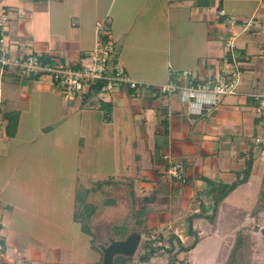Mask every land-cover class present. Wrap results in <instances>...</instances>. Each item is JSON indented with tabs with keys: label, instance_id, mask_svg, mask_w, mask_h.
Instances as JSON below:
<instances>
[{
	"label": "crops",
	"instance_id": "0c3cea01",
	"mask_svg": "<svg viewBox=\"0 0 264 264\" xmlns=\"http://www.w3.org/2000/svg\"><path fill=\"white\" fill-rule=\"evenodd\" d=\"M197 1L0 0V39L11 55L34 52L78 65L92 52L98 40L97 23L105 20L134 79L164 84L172 78L183 80L181 73L188 70L197 82H214L238 72L240 90L206 107L202 115H192L179 94L122 88L106 100L85 93L67 101L50 76L32 79L0 67L4 119L0 129V242L6 252L0 264H100L81 254L72 227L66 238L52 234L40 238L18 225L16 214L31 209L15 195L24 194L28 183L24 178L30 176H23L21 169L38 175L41 182L52 175L40 150L42 142L52 144L65 157L64 153L68 152V158L72 153L77 163L70 174L74 186L64 195L72 201L73 225L81 227L75 219L80 188L85 201L97 208L93 217L102 206L92 201L95 195L104 194L106 184L113 180L127 177L139 207L146 196L160 192L157 202L151 203L143 233H156L160 239L173 232L190 245L192 218L201 241L208 235L224 240L207 219L215 206L214 192L236 183L249 162V179L224 201L248 210L253 207L247 204L248 191L258 198L264 175V160L254 138L263 132L264 120L258 103L248 94L264 92V0H212L207 6ZM2 9L8 14L6 21L1 20ZM229 15L237 17L235 26L226 22ZM253 16L255 26L245 30L244 22ZM231 35L236 37L235 46L228 48ZM13 113L19 114L18 123L10 133L9 115ZM176 161L190 171L189 184L166 179L167 169ZM115 206L103 202L102 208ZM219 215L220 219L223 214ZM263 216L258 219L264 222ZM248 218L246 224L258 221L256 217L252 221L253 215ZM79 226L80 235L95 238Z\"/></svg>",
	"mask_w": 264,
	"mask_h": 264
},
{
	"label": "rangeland",
	"instance_id": "374dc122",
	"mask_svg": "<svg viewBox=\"0 0 264 264\" xmlns=\"http://www.w3.org/2000/svg\"><path fill=\"white\" fill-rule=\"evenodd\" d=\"M221 1V0H219ZM202 5L207 6L209 2H204L202 0ZM230 18H234L238 21L237 17L230 16ZM255 26V22H253ZM255 92H263V91H255ZM38 121V120H37ZM39 122V121H38ZM37 122V124H38ZM26 126L27 123L25 124ZM36 127V125H35ZM26 129L32 130V127H25ZM52 129V128H51ZM28 130V131H29ZM42 131H46L43 129ZM41 132V130H40ZM44 133V132H42ZM41 152L45 154V159L48 164V168L51 170V176H45L43 181L41 182L38 175L33 174L32 172L27 173L24 170V167L21 169L22 175H29V177L24 178V182H27V185L23 188L24 194H18L17 198H23L26 201V204L31 206V209L27 207L29 211L26 213L20 212L16 214L18 218V225H24L28 230L34 232L35 234H39L38 236L41 238L43 235L49 236V234L57 235L63 238L67 237L66 231L71 230V227L75 233V244L81 248V254L86 256L88 259L96 262L101 261V250L99 249V244H107L109 237H114L115 228H119L122 225L127 226L130 231L137 230L140 232H145L144 226L141 225V222H138L137 215L135 212L139 209V204L135 201V195L130 194V185L127 177H123L122 179L117 178L113 180V183L106 184V191L104 194H96L93 202L102 205L107 203V205H115L112 208H102L99 209V214L94 215L92 218L91 229L95 234V238L93 240L88 239L87 237L80 235L81 230L78 229V224H72L73 221V207L72 201H68L65 199L67 194V189L73 185L74 180L73 174L75 172V167L77 163H74V159L72 157V153L70 158L68 152L66 157L63 156V152H59L58 149L54 148L52 144H48L46 142L40 143ZM88 156L91 157L88 153ZM91 160V159H90ZM32 162V160H28ZM26 162V160H25ZM75 166V167H74ZM88 171V170H87ZM63 176H58L59 173ZM54 173V174H53ZM86 176H84L85 178ZM86 179V178H85ZM84 179V180H85ZM41 182V183H40ZM73 183V184H72ZM138 184V183H137ZM138 190V189H137ZM257 191V189H256ZM250 193L249 202L247 203L249 206H254L253 204L257 201V197L252 195V191H248ZM9 194V193H8ZM74 194V193H73ZM251 200V201H250ZM253 207H250L251 210ZM40 213V214H39ZM46 219H50L57 224H49ZM264 218V216H263ZM254 221L255 217L252 218ZM252 223L255 225L256 229H263L264 222L259 220ZM247 221H251L250 217ZM80 227V226H79ZM81 228V227H80ZM29 231V232H30ZM72 231V230H71ZM258 238V252L257 257L260 260V264H264V241L260 230L254 233ZM153 234L143 233V238L137 250L135 256L130 257L128 262L125 264H168L170 256L168 253L159 249L155 250L154 254L151 256L150 261H142L141 257L146 252H149L152 247H157L159 244V238L157 234L156 239L152 237ZM90 236H94L91 235ZM44 237V236H43ZM115 238V237H114ZM59 242V240H57ZM92 242V244H91ZM225 244V241L219 238V236L208 235L200 242V244L193 250L182 252L179 254V260L185 261V264H221L219 261V255L222 251V247ZM221 248V249H220ZM80 255V252L78 253ZM181 264V263H180Z\"/></svg>",
	"mask_w": 264,
	"mask_h": 264
},
{
	"label": "built area",
	"instance_id": "2783aa9c",
	"mask_svg": "<svg viewBox=\"0 0 264 264\" xmlns=\"http://www.w3.org/2000/svg\"><path fill=\"white\" fill-rule=\"evenodd\" d=\"M222 15H225L222 13ZM2 21L8 20V14L2 9ZM226 22L231 26L237 24L234 18L226 17ZM256 23L255 17H250L244 22V29ZM98 40L90 55L77 66L67 60L53 57L52 62H44L41 54L28 52L22 55H11L3 38L0 39V67L19 76L30 77L33 75L50 76L60 90L65 100H73L88 93L91 86L103 83L97 93L98 97L106 100L107 95L118 89L132 90H158L163 95L179 94L181 100L188 105L192 115H202L208 106L217 105L225 95H238L239 73L233 72L228 79L220 77L214 82H197L193 72L184 70L181 73L183 80L172 78L164 84H153L134 79L127 71L119 55L116 42L113 39L105 20L97 23ZM235 35L228 38V48L235 46ZM257 105V110L264 120V92L250 93ZM3 97L0 92V129L4 124L1 115ZM254 143L260 147L259 156L264 160V130L254 138ZM166 179L175 181L180 185L190 182V171L184 163L174 162L166 171ZM1 225V217H0ZM156 238V235H152ZM5 247L0 242V261L5 257Z\"/></svg>",
	"mask_w": 264,
	"mask_h": 264
},
{
	"label": "trees",
	"instance_id": "16d2710c",
	"mask_svg": "<svg viewBox=\"0 0 264 264\" xmlns=\"http://www.w3.org/2000/svg\"><path fill=\"white\" fill-rule=\"evenodd\" d=\"M203 1H207L210 3L212 0ZM201 2L202 0L197 1V3L199 4H201ZM219 8H221V3L219 5ZM41 59L44 62H52L53 56L41 54ZM28 78L39 79L40 76L33 75ZM102 86L103 83L91 86L90 90L87 93L88 96L92 94L96 95L100 91ZM110 109H107L106 111V118L108 120L110 119ZM18 116V113L9 115L10 125L8 126V129L10 130V133L13 132L12 130H15L17 128ZM251 170L252 163L249 162L248 165H246L243 176L240 177V179L236 183L230 186H223V189H218L214 192L215 206L212 214L209 215L207 219L214 226V228H218L225 241L223 249L219 255V261L221 262V264H260V260L257 257L258 238L254 233L260 230L264 241V228L256 229L255 225H252V223L246 224L245 222L249 215H253L256 218H259L261 214L264 213V175L260 183L258 199L251 210H248L245 207L232 206L231 204H227L224 201L226 196L234 188H236L238 184L246 182L249 179ZM82 190L83 189L80 188L77 194L75 219L81 223V229L83 232L93 235L90 222L91 217L97 210V208L93 203L85 201ZM88 191H86V193ZM159 195L160 192L154 191L150 195L146 196L144 198L142 206H140L139 209H137L135 212V215H137L136 220H138V222H141V225L144 226V229V222L146 221V217L148 213L153 209L151 203L157 202V198H159ZM163 200H166L167 202L169 201V199L166 198H164ZM220 213H222L223 215L219 219ZM189 229V233L194 237L190 245H185L182 239L177 234L172 232L167 236V238H160L158 240V246L152 247L149 252H146L144 255H142L141 260L144 262L150 261L151 256L155 253L154 251L161 249L167 252L168 256H170L168 264H185L184 259L179 260V254L182 252H189L193 250L202 240L199 231H197V229L193 227L192 218H190L189 221ZM115 230L116 234H120L121 237H124L127 232V226H124L122 228L121 225L119 228H115ZM165 240L167 241V244L164 243ZM119 260L122 262V264H125V262H128L130 259L126 257H120Z\"/></svg>",
	"mask_w": 264,
	"mask_h": 264
},
{
	"label": "water",
	"instance_id": "95a60500",
	"mask_svg": "<svg viewBox=\"0 0 264 264\" xmlns=\"http://www.w3.org/2000/svg\"><path fill=\"white\" fill-rule=\"evenodd\" d=\"M142 238L143 233L137 230H131L121 239L109 237L107 244L100 243L98 246L103 254L100 264H117L118 256L127 258L135 256Z\"/></svg>",
	"mask_w": 264,
	"mask_h": 264
},
{
	"label": "flooded vegetation",
	"instance_id": "af4514ba",
	"mask_svg": "<svg viewBox=\"0 0 264 264\" xmlns=\"http://www.w3.org/2000/svg\"><path fill=\"white\" fill-rule=\"evenodd\" d=\"M108 243V242H107ZM120 257H123V256H118L117 258H116V263L117 264H122V262L119 260V258ZM102 258H103V254H102ZM127 258V257H126Z\"/></svg>",
	"mask_w": 264,
	"mask_h": 264
}]
</instances>
